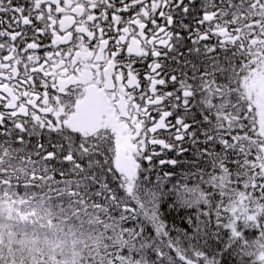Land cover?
<instances>
[{"label": "snow or ice", "instance_id": "obj_1", "mask_svg": "<svg viewBox=\"0 0 264 264\" xmlns=\"http://www.w3.org/2000/svg\"><path fill=\"white\" fill-rule=\"evenodd\" d=\"M261 80L264 0H0V181L94 264H264Z\"/></svg>", "mask_w": 264, "mask_h": 264}, {"label": "trees", "instance_id": "obj_2", "mask_svg": "<svg viewBox=\"0 0 264 264\" xmlns=\"http://www.w3.org/2000/svg\"><path fill=\"white\" fill-rule=\"evenodd\" d=\"M0 172L16 175L10 167ZM0 185V264H94L99 258V230L81 209L54 191L25 190L7 179Z\"/></svg>", "mask_w": 264, "mask_h": 264}, {"label": "rangeland", "instance_id": "obj_3", "mask_svg": "<svg viewBox=\"0 0 264 264\" xmlns=\"http://www.w3.org/2000/svg\"><path fill=\"white\" fill-rule=\"evenodd\" d=\"M262 83H263V81L261 80V81L259 82V87H260V88L262 87Z\"/></svg>", "mask_w": 264, "mask_h": 264}, {"label": "water", "instance_id": "obj_4", "mask_svg": "<svg viewBox=\"0 0 264 264\" xmlns=\"http://www.w3.org/2000/svg\"><path fill=\"white\" fill-rule=\"evenodd\" d=\"M262 89H264V80H263V86H262Z\"/></svg>", "mask_w": 264, "mask_h": 264}]
</instances>
